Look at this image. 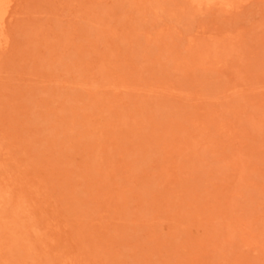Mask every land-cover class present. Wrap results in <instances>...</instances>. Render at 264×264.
I'll use <instances>...</instances> for the list:
<instances>
[{
  "label": "rangeland",
  "instance_id": "rangeland-1",
  "mask_svg": "<svg viewBox=\"0 0 264 264\" xmlns=\"http://www.w3.org/2000/svg\"><path fill=\"white\" fill-rule=\"evenodd\" d=\"M10 3L0 264H264V0Z\"/></svg>",
  "mask_w": 264,
  "mask_h": 264
},
{
  "label": "bare ground",
  "instance_id": "bare-ground-1",
  "mask_svg": "<svg viewBox=\"0 0 264 264\" xmlns=\"http://www.w3.org/2000/svg\"><path fill=\"white\" fill-rule=\"evenodd\" d=\"M11 1L12 0H10V1L9 0H0V29L3 28V26H4L5 22H6V19H7V17L10 14V8H11V3L10 2ZM3 32H5V31H3Z\"/></svg>",
  "mask_w": 264,
  "mask_h": 264
}]
</instances>
